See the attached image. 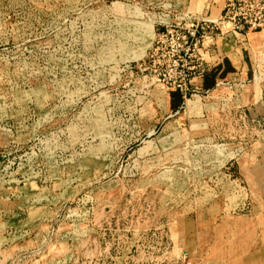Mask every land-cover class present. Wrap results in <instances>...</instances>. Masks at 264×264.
Segmentation results:
<instances>
[{"label": "rangeland", "instance_id": "1", "mask_svg": "<svg viewBox=\"0 0 264 264\" xmlns=\"http://www.w3.org/2000/svg\"><path fill=\"white\" fill-rule=\"evenodd\" d=\"M159 23L0 0V264H264V77L184 99L142 62Z\"/></svg>", "mask_w": 264, "mask_h": 264}, {"label": "built area", "instance_id": "2", "mask_svg": "<svg viewBox=\"0 0 264 264\" xmlns=\"http://www.w3.org/2000/svg\"><path fill=\"white\" fill-rule=\"evenodd\" d=\"M161 22L163 26L160 28L159 23L142 62L166 89L176 90L186 99L188 92L197 91L190 87L192 79L205 71L197 51L206 33L218 35L263 28L264 0H224L221 15L216 19L183 14L175 22Z\"/></svg>", "mask_w": 264, "mask_h": 264}, {"label": "crops", "instance_id": "3", "mask_svg": "<svg viewBox=\"0 0 264 264\" xmlns=\"http://www.w3.org/2000/svg\"><path fill=\"white\" fill-rule=\"evenodd\" d=\"M148 2L156 4L160 2V28L163 26L162 17H167L171 23L175 22L182 12L198 18L216 19L221 15L224 4V0H148ZM197 52L204 61L205 71L192 79L190 87L199 92L210 91L219 82L231 80L235 76L251 75L257 77L255 80H262L261 77H264V27L248 32H226L218 35L206 33ZM257 81L252 85V96L259 101L262 99V90L260 82ZM262 102L259 108L264 111V101Z\"/></svg>", "mask_w": 264, "mask_h": 264}, {"label": "bare ground", "instance_id": "4", "mask_svg": "<svg viewBox=\"0 0 264 264\" xmlns=\"http://www.w3.org/2000/svg\"><path fill=\"white\" fill-rule=\"evenodd\" d=\"M177 18V17H176Z\"/></svg>", "mask_w": 264, "mask_h": 264}]
</instances>
